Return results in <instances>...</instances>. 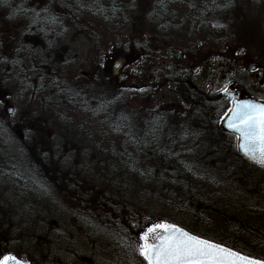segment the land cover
<instances>
[{
  "label": "rangeland",
  "instance_id": "374dc122",
  "mask_svg": "<svg viewBox=\"0 0 264 264\" xmlns=\"http://www.w3.org/2000/svg\"><path fill=\"white\" fill-rule=\"evenodd\" d=\"M84 2L83 10L87 11L83 13V22L65 27L52 25L58 27V31L66 29L58 34L60 44L65 46L62 56H58L63 61V83L77 91L97 93L102 100L115 99L127 116L158 108L186 110L179 95L169 88L168 78L160 76L158 68L154 67L158 53L154 50L155 44L150 46L148 40L156 39L157 22L151 16V10L155 9L150 2L128 0L126 13L129 9L133 11L126 18V24L119 20L114 26L95 15L96 7L90 6L88 0ZM207 3L209 10L215 6L225 9L227 4L225 0H208ZM188 9V6L179 7L177 12L187 14ZM218 17L220 26L209 33V42H205L201 32L191 33L190 28L184 27L186 19L182 22L183 30L179 29L182 23L177 22L176 47L173 48L189 49L206 57L207 75L198 87L204 90L208 83L211 96L225 84L232 83L253 90V95H264V66L256 67L258 72L249 69L252 63L264 65V3L239 12L231 8ZM53 19L58 20L56 14ZM4 21H7L8 38L15 37L11 14L3 15L1 23ZM19 21L21 23V19ZM23 31L19 27L17 34ZM220 36H224L223 45L219 43ZM197 40L200 44L195 47L192 44ZM6 55L7 58L0 61V100L3 101L0 105V167L13 169L18 179L0 174L3 251L31 264H143L129 247L138 241L137 236L132 237L126 230L129 223L134 226L143 220L146 214L143 200L131 186H125L121 178L98 177L100 167L90 162L99 155L86 134L92 128L96 135L100 133L104 137L110 133L107 127L103 123H65L63 111L44 101L46 96L38 100L29 98L23 93L24 78L15 76L17 67ZM144 56L151 59V63L143 62ZM129 62L130 67H137L141 62L146 68L144 76L138 72L129 74L138 81L137 85L119 79L122 69L116 65L122 64L126 70ZM5 101L12 106L10 114L5 113ZM227 106L228 101L221 99L208 103L206 108L217 121ZM221 138L235 144L232 135L222 134ZM36 141L42 142L36 148L41 156L55 164L50 171L59 176L58 185L68 186L69 191L64 194L57 185L47 183L41 176L43 171L38 172L33 165L28 145ZM242 169L249 172L248 180L253 181V186L264 183V168L252 164L251 168ZM74 184L79 185L78 188ZM253 219L259 217L253 213ZM116 244L125 248L120 249Z\"/></svg>",
  "mask_w": 264,
  "mask_h": 264
},
{
  "label": "trees",
  "instance_id": "16d2710c",
  "mask_svg": "<svg viewBox=\"0 0 264 264\" xmlns=\"http://www.w3.org/2000/svg\"><path fill=\"white\" fill-rule=\"evenodd\" d=\"M84 1L79 7L80 13L70 16L78 24L83 22V13L87 11L83 10ZM88 1L90 6L96 7L95 15L110 21L113 26L119 24V20L124 23L133 11L129 9V14L123 11L120 0ZM148 1L155 9L151 10V16L155 17L158 13L156 0H147V4ZM225 1V13L231 8L239 12L264 3V0ZM54 14L56 12L51 8L48 32L39 27L46 23L40 14L23 16L21 23L37 25L40 29H25L20 38L37 40L40 44L48 42L52 50ZM7 40L3 38L0 42V61L8 54L10 61L15 63V76L22 75L25 80L24 94L36 100L46 96L44 101L51 106L57 105V110L63 111L61 115L65 123H103L107 127L111 135H96L92 128L86 134L99 155L95 161L91 158L90 162L100 167L98 177L121 178L125 186H131L143 200L146 208L143 220H139L136 227L131 223L126 227L132 237L137 236L138 239L146 226L159 219L243 254L264 259V183L258 182L253 186V181L248 180L249 172L243 171L242 167L251 168L252 164H247L237 154L234 143L221 138L222 134H228L220 129L219 123H203L207 119L192 110L156 108L127 116L115 99L102 100L97 93L77 91L65 85L62 61L57 55L48 61H41L34 55L30 61L14 62L8 51L10 38ZM41 143L36 141L28 145L30 159L38 172L43 171L41 176L46 182L57 185L64 194L69 191L68 186L62 188L58 185L59 176L50 171L55 164L50 159L46 161L36 149ZM0 174L18 179L10 168L0 167ZM74 185L76 188L79 186ZM253 213L259 217L258 220L253 219ZM2 227L1 221L0 229ZM1 244L0 241V256L8 254ZM117 246L125 248L124 245Z\"/></svg>",
  "mask_w": 264,
  "mask_h": 264
},
{
  "label": "flooded vegetation",
  "instance_id": "af4514ba",
  "mask_svg": "<svg viewBox=\"0 0 264 264\" xmlns=\"http://www.w3.org/2000/svg\"><path fill=\"white\" fill-rule=\"evenodd\" d=\"M208 0H156V6L158 8V13L153 17V19L157 22L156 30L157 33L154 34V38L149 39L148 42L150 46L155 44L154 50L157 51V61H155V68H158L160 72V76H165L169 81V88L173 89L177 95H179L180 99H182L183 103L186 107L187 111L196 112V114L205 117L203 123H220L221 118L223 117L226 110L219 117L217 121L212 117L211 112L208 111L207 104L214 103L218 100L225 99L226 97L219 96L221 91H218L215 95H210L208 93L209 84L205 83V89H201L198 87L199 84H202L205 75H207V71L205 68V56L198 54V52L194 53L192 50L178 51L173 47H176V39L175 34L178 29V24H181L185 19L187 25L184 27H188L192 32H201L203 34V38L205 42L208 41L209 33L213 32L216 29L220 22V18L222 17V13L224 9L222 7H214L212 9H208ZM83 3V0H0V42L4 38L6 42H8V34H7V21H2V16L11 14L12 19V28L14 30L15 37H11L9 40L10 50L12 57L14 58V62L18 61H30L36 55V58L41 59V61H48L50 58H54L55 55L62 56V52L65 49V46L61 45L58 37H60L59 32L65 31L66 29L61 28L58 31L55 27H51L53 30V45L52 50L48 42L39 43L37 40H23L20 38V33L17 34L18 28L22 27L23 30L37 28L42 30L49 29L50 25L48 22V15L52 11L56 12V16L58 20L55 21L53 25H58L65 27V25L70 26L71 23H75L74 20H71V15H78L80 13L79 7ZM123 11L128 7V0L122 1ZM185 4V5H184ZM184 6H188V15L186 13L180 15L178 14V8H184ZM40 14L42 16V21L46 22L43 25H26L23 23H19V19H22V16L28 15H37ZM183 15L185 18H183ZM46 17V20H45ZM217 17V19H216ZM124 20L123 24L125 23ZM178 22V24H177ZM213 22L214 25H210ZM184 23L181 24L180 28L183 30ZM220 25V24H219ZM48 26V28H47ZM212 26V27H211ZM60 29V28H59ZM190 33V35H191ZM220 33V32H218ZM212 34V33H211ZM215 34V33H213ZM48 35V33H47ZM62 35V34H61ZM193 35V34H192ZM215 38V35L213 36ZM219 43L221 45L224 44V36L218 37ZM200 44V41H196L194 45L195 47ZM191 46V45H189ZM184 47V46H182ZM193 47V46H191ZM50 51L52 54H50ZM7 52V50H6ZM2 53V47H0V55ZM179 57V59H178ZM175 58V59H173ZM58 60H61L58 58ZM143 62L149 61L151 63V59L146 58L145 56L142 58ZM62 61V60H61ZM63 62V61H62ZM173 63L171 65H166V63ZM179 63V66L176 65ZM131 62L126 64V70L122 68V64L118 69H122V75H125L126 78L122 81H127L128 84L137 85L135 79L129 77V74L132 72H138L140 75L144 76L145 66L141 65V62L138 63L137 67H130ZM117 68V67H116ZM153 69V67L151 66ZM141 70V72H140ZM232 87L235 90L239 88H243L247 94L251 97H255L258 99L264 100V95H253V90L248 91L244 86L239 85L237 83H232ZM230 86V85H229ZM261 92V91H260Z\"/></svg>",
  "mask_w": 264,
  "mask_h": 264
},
{
  "label": "snow or ice",
  "instance_id": "6c2138e0",
  "mask_svg": "<svg viewBox=\"0 0 264 264\" xmlns=\"http://www.w3.org/2000/svg\"><path fill=\"white\" fill-rule=\"evenodd\" d=\"M116 67L119 68L120 65L117 64ZM250 71L258 72L259 69L253 67ZM220 91L231 95L228 84ZM230 103L231 106L222 118L236 137L237 150L249 161L264 168V101L238 100L232 97ZM2 104L3 101L0 100V105ZM12 114H15L14 110ZM129 247L142 258L143 264H264V259L245 255L167 221L146 226L139 233L135 245ZM0 264L30 262L8 253L0 256Z\"/></svg>",
  "mask_w": 264,
  "mask_h": 264
},
{
  "label": "water",
  "instance_id": "95a60500",
  "mask_svg": "<svg viewBox=\"0 0 264 264\" xmlns=\"http://www.w3.org/2000/svg\"><path fill=\"white\" fill-rule=\"evenodd\" d=\"M264 65H262L261 63H252V65L251 66H249V69H251V68H253V67H263ZM126 78V76L125 75H122V74H119V79L120 80H123V79H125ZM134 82H136V81H134ZM229 87V89H230V93H231V95H228V94H225V93H223V92H220L219 93V96H223V97H226L227 98V100L229 101V107L231 106V103H230V101H231V98L232 97H235L236 99H238V100H258V101H264V100H262V99H258V98H255V97H251V96H249L248 94H247V92L243 89V88H239L238 90H235L233 87H232V85H230V86H228ZM5 103L7 104V106H6V108H5V113L6 114H10V112H11V109H12V106L8 103V101H5ZM228 107V108H229ZM228 110V109H227ZM226 110V111H227ZM219 127H220V129L223 131V132H225V133H227V134H229V135H233L234 136V138H235V149H236V152H237V154L241 157V158H243L245 161H247V162H249V163H252L251 161H249L247 158H245L243 155H242V153L241 152H239L238 150H237V140H236V137H235V135L233 134V133H231L230 131H229V129L227 128V126H226V120L225 119H223V118H221V120H220V123H219ZM252 164H254V163H252ZM256 165V164H255ZM156 222H158V221H156ZM169 223H171V222H169ZM175 224V223H174ZM179 226V225H178ZM181 227V226H180ZM185 229V228H184ZM186 230H187V228H186ZM188 231V230H187ZM194 234V233H193ZM196 235V234H195ZM204 238V237H203ZM206 239V238H205ZM218 243V242H217ZM227 247H230V246H227ZM231 248V247H230ZM235 250V249H234ZM237 251V250H236ZM246 255V254H245ZM31 264V263H30Z\"/></svg>",
  "mask_w": 264,
  "mask_h": 264
}]
</instances>
